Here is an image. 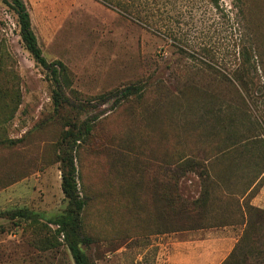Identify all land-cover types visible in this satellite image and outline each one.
Masks as SVG:
<instances>
[{
  "label": "rangeland",
  "instance_id": "rangeland-1",
  "mask_svg": "<svg viewBox=\"0 0 264 264\" xmlns=\"http://www.w3.org/2000/svg\"><path fill=\"white\" fill-rule=\"evenodd\" d=\"M24 1L83 112L54 105L50 73L0 0V264H75L50 220L67 207L60 141L93 115L75 153L92 262L200 264L211 245L194 241L243 234L222 263L264 264V215L248 223L243 209L264 210V0ZM129 84L140 93L98 100Z\"/></svg>",
  "mask_w": 264,
  "mask_h": 264
},
{
  "label": "trees",
  "instance_id": "trees-1",
  "mask_svg": "<svg viewBox=\"0 0 264 264\" xmlns=\"http://www.w3.org/2000/svg\"><path fill=\"white\" fill-rule=\"evenodd\" d=\"M5 3L13 7L18 15V22L20 26V35L25 44L26 49L33 56L35 62L45 68L51 75V79L54 84L53 88V103L56 107H69L82 115L83 108L80 107V103H76L73 98L66 93L63 86L70 87V81L67 77V67L60 60L49 61L38 42L37 35L32 27L31 16L28 10V6L24 0H3ZM104 2L105 0H101ZM121 4V1H117ZM2 64V63H1ZM4 71L0 67L1 72ZM140 87L135 84H129L124 87H120L99 96L100 102H107L114 98V102L120 103L122 100L129 98L134 94L140 93ZM101 115H93L92 117L81 118L78 122L70 124L69 129L64 132V135L60 141L59 149V162L62 175L61 188L65 198L67 199V207L64 212L50 222L57 225L56 231L58 233L66 232L71 238V247L73 250V257L75 264H95L90 260L88 255L84 252L81 245L90 244L91 238L83 232L81 214L85 206V200L80 195L77 167L75 163L76 146L81 141H84L91 134L96 120ZM199 167L201 169L199 175L203 176L206 173V168L194 163L185 162L180 166V170L183 171L187 168ZM208 176V175H207ZM209 197V191L205 189L200 199L196 201L198 204H206ZM248 213L253 210L254 214L264 215V210L249 206ZM11 214V213H10ZM20 217L25 219H35L38 217V213L23 210L18 211ZM250 214V213H249ZM248 223H251L248 219Z\"/></svg>",
  "mask_w": 264,
  "mask_h": 264
},
{
  "label": "crops",
  "instance_id": "crops-1",
  "mask_svg": "<svg viewBox=\"0 0 264 264\" xmlns=\"http://www.w3.org/2000/svg\"><path fill=\"white\" fill-rule=\"evenodd\" d=\"M241 204H243V202H241ZM249 206H253L255 207V205L253 203H250ZM248 205H244L243 204V209H244V215L248 221H253V214L254 211L251 210L248 213ZM260 208L261 207H257ZM261 223H264V220L261 219V221H259ZM245 227V224H244ZM244 229V228H243ZM243 234H240L237 237H233L232 239H234V241L230 240L231 238H217V239H203L200 241H194L196 242V246H205L206 244H210L211 245V249L209 250V255L205 256V253H202V256H205V259L200 261V264H223L224 260H227L231 257H233L235 255V251L237 249V242H240L241 236ZM201 250L196 249V255L198 256ZM204 258V257H203ZM223 262V263H222Z\"/></svg>",
  "mask_w": 264,
  "mask_h": 264
}]
</instances>
